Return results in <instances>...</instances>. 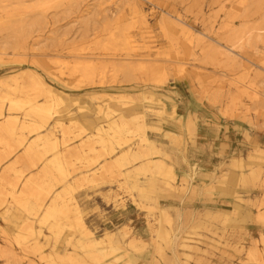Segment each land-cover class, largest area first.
Masks as SVG:
<instances>
[{
  "label": "rangeland",
  "instance_id": "374dc122",
  "mask_svg": "<svg viewBox=\"0 0 264 264\" xmlns=\"http://www.w3.org/2000/svg\"><path fill=\"white\" fill-rule=\"evenodd\" d=\"M143 15L155 27L156 48L153 61L140 63L136 54L146 51L127 48L122 35L138 30ZM163 15L174 19L180 16L209 41L229 50L233 49L227 46L231 31L245 32L240 50L233 52L238 56L243 52L253 59L250 62L259 74L247 75L238 64L226 62L201 43L190 44L181 34L171 31L166 35L160 27ZM258 27H264V2L258 0H0V48L6 47L8 53L0 60L5 62L0 65V79L9 73H19V81L29 82L32 68L50 82L47 71L62 70L67 74L72 93L78 97L75 105L89 107L95 97L108 99L111 94H123L138 101L139 89L155 88L164 93L169 90L183 113L196 114L195 134H186L183 149L173 153L179 176L193 167L196 170L193 184L197 186L187 192L177 191L182 198L175 191H164L160 203L168 209L175 227L182 225L184 230H192L193 225H200L198 230L205 243L211 237L222 236L219 248L206 244V256L197 261L191 259L188 264H237L241 258L247 259L248 264H259L249 259L256 249V257L264 264V223L256 214L240 216L220 188L224 175L240 172L239 159L244 168L250 167L251 161L264 164V158L259 159L255 151L256 147L264 150V36L256 35L264 34V29L258 31ZM249 34H253L251 39L247 38ZM176 59L186 60L188 69L179 71ZM248 79H254L260 91L257 103L249 102L233 83ZM117 104L124 108L131 105L127 100ZM246 104L251 109L248 117L242 114ZM81 123L69 134L71 147L80 143L77 134L83 127ZM164 140L170 149L169 139ZM96 147L102 150L99 143ZM17 150H20L17 155H21L23 148ZM19 166L25 177L37 174L38 170L30 168L26 160ZM237 188L244 192L249 205L264 211L262 181L239 183ZM76 192L85 220L98 234L103 235L106 230L117 232V227L127 225L145 243L156 238L149 229L148 202L146 207L138 205L139 200L133 201L127 187L84 181ZM225 209L229 212L224 218L209 215L211 210ZM150 219L156 222L152 216ZM0 223L4 224L1 217ZM44 230L47 232L45 225ZM18 231L9 229L4 234L0 230V264H47L31 251L27 241L17 242ZM69 231V226L65 227L61 237L53 238L50 245H61ZM5 236L12 238V244L3 241ZM162 244L168 260L156 251L155 244L148 245L153 251L148 261L139 257L146 247L140 251L131 249L139 257L133 264H172V249L165 242Z\"/></svg>",
  "mask_w": 264,
  "mask_h": 264
},
{
  "label": "bare ground",
  "instance_id": "6f19581e",
  "mask_svg": "<svg viewBox=\"0 0 264 264\" xmlns=\"http://www.w3.org/2000/svg\"><path fill=\"white\" fill-rule=\"evenodd\" d=\"M178 17L162 16L160 27L166 35L171 31L181 34L190 44L201 43L226 62L238 64L247 75L259 74L250 62L253 59L241 51V56L233 52L240 50L245 32L231 31L227 46L233 49L229 50L209 41L191 22ZM141 22L138 30L124 32L122 37L127 48L146 51L136 54L140 63H145L153 61L155 27L145 15ZM263 29L257 28L258 31ZM256 35L258 38L264 36L261 32ZM252 37L253 34H249L247 38ZM6 49L0 48V60L8 54ZM175 62L179 71L188 69L186 60L176 59ZM1 64L5 62L0 61ZM29 70V82L19 81V73H9L0 79V217L4 223H0L1 232L8 234L9 229L19 230L15 236L17 242L27 241L31 251L47 264H133L139 257H146L148 261L153 252L148 245L155 244L156 251L168 260L162 242L172 249V264H188L191 259L197 261L206 256V244L220 247L222 236L211 237V241L205 243L198 224L193 225L192 230H184L182 225L175 227L168 209L159 200L164 191L187 192L197 186L193 184L196 174L193 167L179 176L173 153L183 149L186 134H195L194 112L183 113L169 90L164 93L155 88L139 89L138 101L132 96L111 94L108 99L95 97L92 107L76 106L78 97L72 93L65 72L49 73L48 70L49 82L37 69ZM156 80L163 81L162 78ZM233 83L249 102L260 101L261 94L254 79L234 80ZM126 100L131 103L126 108L117 104ZM248 105L242 109L244 117L249 116ZM79 122L83 126L77 134L80 143L74 148L69 144V134L75 131ZM164 138L169 139L173 147H166ZM96 143L102 150H97ZM18 148H23L21 155H17ZM255 151L259 159L264 158L261 147H256ZM25 160L30 168L38 170L37 174L25 177L19 166ZM242 162L239 159L242 167L239 173L224 175L220 180L222 195L231 199L228 203L234 211H239L240 216L256 214L264 223V211L249 205L244 192L237 188L239 183L256 184L257 180L264 183V164L251 161V166L244 168ZM84 181L95 185L116 184L120 189L127 187L133 201L139 200L138 205L146 207L148 202L149 229L155 232L156 238L145 243L139 235L131 233L127 225L116 228L121 237L108 230L103 235L98 234L85 220L77 197L76 189ZM156 209L159 211L155 212ZM228 212L227 209L211 210L209 215L224 218ZM150 216L156 222L153 223ZM67 226L70 231L61 245H50L53 238L61 237ZM213 232L217 234L215 230ZM3 241L12 244L11 237L5 236ZM48 245L49 249H46ZM145 247L146 251L139 257L131 250L140 251ZM256 251L249 259L263 264L256 257ZM246 260L241 258L237 264H248Z\"/></svg>",
  "mask_w": 264,
  "mask_h": 264
}]
</instances>
